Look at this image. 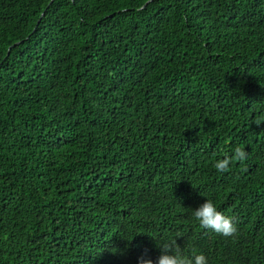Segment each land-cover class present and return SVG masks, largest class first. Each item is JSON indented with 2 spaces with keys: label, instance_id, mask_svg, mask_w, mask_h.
Returning a JSON list of instances; mask_svg holds the SVG:
<instances>
[{
  "label": "trees",
  "instance_id": "16d2710c",
  "mask_svg": "<svg viewBox=\"0 0 264 264\" xmlns=\"http://www.w3.org/2000/svg\"><path fill=\"white\" fill-rule=\"evenodd\" d=\"M147 1L0 0V264H264V0Z\"/></svg>",
  "mask_w": 264,
  "mask_h": 264
},
{
  "label": "clouds",
  "instance_id": "9594fccd",
  "mask_svg": "<svg viewBox=\"0 0 264 264\" xmlns=\"http://www.w3.org/2000/svg\"><path fill=\"white\" fill-rule=\"evenodd\" d=\"M259 123H264L261 121ZM259 123L257 126H259ZM247 159V152L236 147L233 154L225 155L223 159L216 161L214 164L218 172H227L234 162H243ZM194 218L199 226L204 229H211L215 233L225 238L234 237L237 228L234 218L229 217L217 210L212 200L205 199L197 209L194 210ZM162 254L158 257L156 264H207V258L203 254H195L190 257L186 255L176 241L165 243L160 247ZM138 264H153V261L142 255L138 258Z\"/></svg>",
  "mask_w": 264,
  "mask_h": 264
},
{
  "label": "water",
  "instance_id": "95a60500",
  "mask_svg": "<svg viewBox=\"0 0 264 264\" xmlns=\"http://www.w3.org/2000/svg\"><path fill=\"white\" fill-rule=\"evenodd\" d=\"M151 1H152V0H148V1L145 3V5L148 4V3L151 2ZM44 14H45V12L42 14V16H44ZM40 20H41V19H39L38 23L40 22ZM17 44H18V43H15L14 45H17ZM9 49H10V48H9ZM9 49H8V52H9Z\"/></svg>",
  "mask_w": 264,
  "mask_h": 264
}]
</instances>
